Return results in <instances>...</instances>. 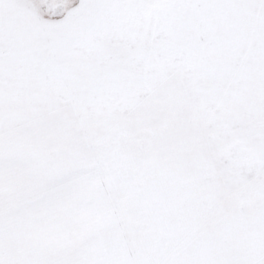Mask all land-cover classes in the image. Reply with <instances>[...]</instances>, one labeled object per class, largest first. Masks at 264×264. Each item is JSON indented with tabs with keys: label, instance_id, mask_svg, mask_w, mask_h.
I'll return each mask as SVG.
<instances>
[{
	"label": "snow or ice",
	"instance_id": "snow-or-ice-1",
	"mask_svg": "<svg viewBox=\"0 0 264 264\" xmlns=\"http://www.w3.org/2000/svg\"><path fill=\"white\" fill-rule=\"evenodd\" d=\"M0 264H264V0H0Z\"/></svg>",
	"mask_w": 264,
	"mask_h": 264
}]
</instances>
